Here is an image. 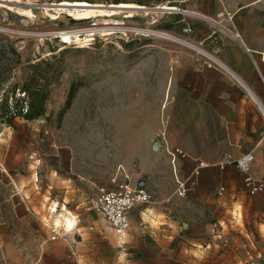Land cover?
Segmentation results:
<instances>
[{
  "label": "crops",
  "instance_id": "1",
  "mask_svg": "<svg viewBox=\"0 0 264 264\" xmlns=\"http://www.w3.org/2000/svg\"><path fill=\"white\" fill-rule=\"evenodd\" d=\"M176 2L185 9L174 12L168 28L184 30L198 47L174 52L162 122L146 135L143 150L158 141L153 158L172 165L186 193L179 194L178 183L159 192L155 201L135 206L129 228L118 232L92 205L103 187L95 195L94 182L77 183L64 175L59 148L33 163L27 158L31 148L14 139L9 142L13 159L0 161V181L8 184L9 203L14 198L17 204L3 208L0 200V247L7 263L253 264L252 241L234 233L243 226L224 224L221 200L204 183L207 176L223 178L224 166L249 151L255 154L254 175L264 179V0ZM202 52L215 55L230 72L209 63ZM33 121L17 118L9 127ZM43 151L39 146L34 155ZM19 161L30 162L23 177L10 172ZM198 168L199 181L193 178ZM236 179L243 184L237 168ZM248 192L264 231V191ZM67 217L75 219L72 225Z\"/></svg>",
  "mask_w": 264,
  "mask_h": 264
},
{
  "label": "rangeland",
  "instance_id": "2",
  "mask_svg": "<svg viewBox=\"0 0 264 264\" xmlns=\"http://www.w3.org/2000/svg\"><path fill=\"white\" fill-rule=\"evenodd\" d=\"M65 1L70 2L67 5L87 2L89 7L103 10L119 3H134L145 9L133 8L131 15L121 10L79 17L69 14L70 8H61L66 6L61 4ZM165 5L176 8H162ZM184 9L176 0L0 3V65L8 64L13 57L8 48L1 46L7 43L6 36L15 41L21 54V64L6 72L8 78L3 86L7 88L14 82L22 85L35 69L37 77H44L40 78L42 83L49 82L44 115L34 119L32 125L0 124V161L13 159L9 142L16 139L31 148L27 158L33 163L39 157L43 162L52 148H59V169L73 182H94L95 195L100 187H111L126 176L133 184L147 187L152 192L151 201L158 199L159 192L176 186L172 165L153 158L159 146L151 145L145 151L143 145L146 135L162 122L174 52L198 47L185 37L184 30L168 28L174 22L173 16H177L174 12ZM64 31L71 32L67 40L62 36ZM43 60L33 68L34 63ZM72 87L75 93L68 104ZM39 146L44 151L34 155ZM29 163L19 161L10 172L23 177ZM230 164L231 167L224 166L223 178L205 177V189L221 200L219 216L225 225L243 226L234 233L252 241L253 264H264V231L258 227L263 218L253 210L248 190L236 179L235 161ZM199 177L200 173L193 178L199 181ZM7 185L0 181L3 208L17 205L14 198L9 203ZM91 191H87L89 196ZM59 222H64V216ZM0 264H9L2 247Z\"/></svg>",
  "mask_w": 264,
  "mask_h": 264
},
{
  "label": "built area",
  "instance_id": "3",
  "mask_svg": "<svg viewBox=\"0 0 264 264\" xmlns=\"http://www.w3.org/2000/svg\"><path fill=\"white\" fill-rule=\"evenodd\" d=\"M234 37L239 38V35L234 34ZM201 54L208 59L209 63L230 72V70L215 55L206 54L204 52ZM175 153H179L183 156L185 155L180 149L175 150ZM254 160L255 154L249 151L239 156L235 161L236 168L242 175L243 184L251 193L264 191V179L256 177L253 173ZM199 173L198 168L196 169L195 174ZM177 181L181 188L179 194H185V183L180 182L179 179H177ZM151 199L152 192L147 187L139 184H133L130 178L126 176L124 179L118 181L115 187L101 188L97 199L92 203V205L104 218L108 220L114 229L118 232H122L130 226V211L137 205L150 202ZM58 236L59 232L54 230L52 237L56 238ZM71 243L73 248H75L77 239L74 235L71 237Z\"/></svg>",
  "mask_w": 264,
  "mask_h": 264
},
{
  "label": "trees",
  "instance_id": "4",
  "mask_svg": "<svg viewBox=\"0 0 264 264\" xmlns=\"http://www.w3.org/2000/svg\"><path fill=\"white\" fill-rule=\"evenodd\" d=\"M7 43H1L2 47L8 48L13 57L8 64L0 65V124L14 125L17 118H23L27 120H34L46 112L47 100L49 97V82H41L35 72L29 76V78L22 84L17 82L12 83L5 88L4 82L7 80V71H11L13 67L21 64V54L15 46V41L9 36L5 37ZM52 49L51 51H56ZM57 55V54H53ZM43 61L34 63L33 68H37ZM24 94V97H19L18 94ZM75 93L74 87L71 88L68 98V104L70 103Z\"/></svg>",
  "mask_w": 264,
  "mask_h": 264
},
{
  "label": "bare ground",
  "instance_id": "5",
  "mask_svg": "<svg viewBox=\"0 0 264 264\" xmlns=\"http://www.w3.org/2000/svg\"><path fill=\"white\" fill-rule=\"evenodd\" d=\"M68 3H70V2H66L65 1V2H62L61 4L67 5ZM71 5L83 6V7H80V8H70L69 9V11H70L69 14L73 13V14H76L77 16H79V17H89V16H95V15L97 16V14H104V13L105 14H115V13L120 12L121 10L126 11L127 12L126 14L131 15L133 8L145 9L144 6L138 5V4H134V3L111 4V5H109L110 9H108V10H103V9H100V8L99 9H94V8H92L93 6L89 7V3H87V2H74V3H71ZM162 8L174 9L176 7L175 6H166L165 5ZM70 33L71 32H69V31H64V32H62V36H64V38L67 40L71 36ZM72 222H73L72 219L68 218L66 223L71 224Z\"/></svg>",
  "mask_w": 264,
  "mask_h": 264
},
{
  "label": "water",
  "instance_id": "6",
  "mask_svg": "<svg viewBox=\"0 0 264 264\" xmlns=\"http://www.w3.org/2000/svg\"><path fill=\"white\" fill-rule=\"evenodd\" d=\"M3 1H5V0H0V3H3ZM81 7H83V6H81ZM61 8H80L79 6L77 7V6H73V5H66L65 7H61ZM158 144H159V142L158 141H155L154 143H153V146L155 147V146H158Z\"/></svg>",
  "mask_w": 264,
  "mask_h": 264
}]
</instances>
